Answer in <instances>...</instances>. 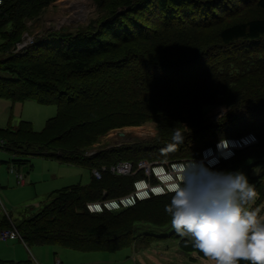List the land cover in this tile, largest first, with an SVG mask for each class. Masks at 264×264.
Returning a JSON list of instances; mask_svg holds the SVG:
<instances>
[{"label": "trees", "instance_id": "1", "mask_svg": "<svg viewBox=\"0 0 264 264\" xmlns=\"http://www.w3.org/2000/svg\"><path fill=\"white\" fill-rule=\"evenodd\" d=\"M12 1L3 0L0 5V20L6 24L0 33V48L4 50L17 43L14 41L19 35L20 23L13 15L8 17ZM34 1L45 6L49 0ZM119 4L126 11L114 13L102 32L49 37L60 41L51 51L50 46L40 45L43 40L36 43V52L52 53L50 62L30 60L31 56L24 55L20 60L1 63L0 71L8 72L11 79H0V99L13 104L31 101L56 106V115L40 131L35 132L27 121H20L15 130L0 128V151L11 157L10 164L24 166L35 157L89 172L100 170L107 166L105 157L112 151L84 156L87 150H81L113 127L145 122L157 123L158 139L165 146L173 141L169 145L174 146L158 153L150 151L149 162L195 160L221 137L253 134L256 144L235 151L232 158L211 169L235 171L249 159L253 163L248 172L257 163H264V0H125ZM148 6L160 19L155 22L159 24L158 32L149 33L146 25L132 15H142V7ZM129 50L133 52L122 55ZM114 78L128 85L120 91L124 93L125 108L114 100L117 90L107 92ZM88 103L93 106H85ZM97 104L102 111L97 110ZM221 106L228 109V116L221 122L208 121L205 108ZM240 112L252 115L241 126L235 125L243 122L237 115ZM100 116L104 122L116 118V124L96 127ZM91 125L95 130L88 134L89 139L88 135L76 139L79 131ZM176 132L186 135L182 143L190 141L195 147L182 146L177 151L180 143L174 140ZM101 175L100 180L91 175L88 184L50 192L41 211L27 221L12 224L2 216L0 230L14 228L28 247L56 245L80 252L113 253L140 238L132 236L136 224L165 227L171 222H151L141 215L146 205L169 200L173 193L150 197L118 211L89 213L87 203L117 198L130 191L118 194L116 190L124 181L115 177L109 182L107 179L114 176L107 172ZM128 177L125 179L130 181L131 189L139 173ZM81 220L83 224L76 223ZM122 234L125 239L112 246L110 243ZM141 235L148 238V244L172 237ZM187 239L182 240L189 242Z\"/></svg>", "mask_w": 264, "mask_h": 264}, {"label": "rangeland", "instance_id": "2", "mask_svg": "<svg viewBox=\"0 0 264 264\" xmlns=\"http://www.w3.org/2000/svg\"><path fill=\"white\" fill-rule=\"evenodd\" d=\"M121 1L125 0H49L44 6L36 5V2L34 0H13L11 2V10L10 12H8V17L13 15L16 21L20 23V26H18L19 28L17 30L19 35L18 40L14 41L17 43H13L12 45H10L7 50L0 48V65L4 62L10 63V61L12 60H20L24 55L31 56L30 60L36 59L47 61V63L50 62L52 53H42L40 51L36 52L34 50L35 47H38L36 46V43H39L41 40H43V43H41L40 45L44 44L42 45L44 47L50 46L51 51L54 46V48L58 46L56 45V43H60V41L57 42L55 38L49 37L68 38L71 35L80 32L91 34L97 33L99 31L102 32L105 24L112 20V18L114 17V13L126 11L122 8L123 6L119 4ZM141 11L143 12L142 15H144V17H141L142 15H138L135 13L132 15L139 18L140 21L146 25L147 29L150 30L149 33H152L154 31L158 32L159 28L157 26H159V24L155 22L157 19H159V17L152 12V7H142ZM147 15L148 18H146ZM154 16H156V18ZM5 29V21L0 20V33H3ZM137 29L140 30V28L135 27V30ZM148 36H151V34H149ZM32 52H34L35 55L30 54ZM132 52L133 50H129V52H126L122 55H126ZM0 79L8 81L11 79V75L8 72L0 71ZM119 79L120 78L115 81L114 78V83L109 85V87L107 88V92L111 93V90H117L115 94V91L112 93L111 98L113 99L114 94L116 98L114 99L115 102L119 103L121 107L125 108V102L123 100L124 93H120V91L123 88H127L128 85L121 84V80ZM23 81L27 83V78H23ZM1 103L5 105V108L2 107ZM12 105H14L13 108ZM85 106L92 107L93 105L92 103H88ZM221 109L226 110L224 115L221 114ZM97 110L102 111L101 107L98 104ZM122 110L130 112L126 109ZM2 111L3 116H1ZM227 112L228 109L224 106L205 108L206 117L208 118V121H211L212 123L221 122L228 116ZM55 115L56 106H41L36 104L35 102L13 104L7 100L0 99V127L2 128L9 127L11 128V130H15L19 126L18 123L20 121H27L31 123L33 130L37 132L42 130L45 122L48 119L53 118ZM237 115L238 117H241L243 119V122L235 124L239 126L246 123L245 121H248L252 116L251 114H246L244 112H240ZM8 117L9 120L7 122ZM97 120L98 122L96 123V127L99 125L103 126L105 124L108 126H114L116 124V118H111L108 121L104 122L100 121L104 120V118L100 116ZM156 125L157 123L155 122H145L139 126L122 125L116 128L113 127L103 134L99 135L90 147H88L87 149H82L81 151L87 150L83 155L91 156L99 152H107L111 150L112 152L110 154H106L105 157L106 159H108L109 165L107 164L106 167L102 166L99 170L101 171L102 168H106V171L104 172H107L108 174L111 173V171L110 173L108 171L110 166L121 162H135L137 160L140 161L139 159H144L145 161L147 160V162H149L148 159L150 157H148L147 159V155L151 153L150 151L158 153L174 148V146H171L173 141L166 142L165 146V144H163L162 141L158 139V131ZM183 127L188 129L185 123H183ZM94 130L95 127H93L92 125L86 127L84 128V132L82 130L78 132V134L76 135V139L85 137ZM89 136L90 135H88L86 139H89ZM162 144L164 146H162ZM182 146L186 148L188 147L190 149L192 148V146L195 147V144L190 141L186 143L181 142L176 146V150H181ZM0 156V173L4 175L6 179L11 180L13 184V188L8 190L9 192L7 193V198L9 199L11 204L6 205L8 203L4 198H2L6 204H0V219L3 215H9L12 224L17 223L20 220L22 222L23 220L27 221L35 217V215H37L41 211L44 204L47 203L46 196L48 193L44 197H41L42 195L40 196V194L34 195L35 190H44L45 192L50 193L51 190L53 191L73 184L84 185L89 182L92 171L97 170L92 169L89 172L88 170L83 168L63 165L58 163L57 161L43 160L35 157L31 158L29 160V163L24 166H10V162L8 161V154L6 152L0 151ZM137 162H135V164ZM160 162L164 161L161 160ZM160 162L155 161L149 163ZM166 162L173 161L168 160ZM252 163V161L247 159L236 170L243 172L246 175L249 183L254 185L256 195L254 200L251 202L250 207L255 208L258 211V214L262 218H264V163H257V165H255L250 171L247 172ZM257 167H259L261 171H258L256 169ZM16 174H18L17 176L20 175L22 177L19 182V178L14 177L16 176ZM27 175L31 177L32 185L23 190L21 186L18 185L23 184V176ZM111 175L114 177H112L111 179H107L109 182H111L110 180H114L115 177H119V179H117L119 181H124L122 187L116 190L118 194H122L124 193V191L130 190L127 194H125L128 195L132 190V185L130 189V181L125 178L129 177L122 176L119 173L118 175H114L111 173ZM94 179L100 180L101 178L96 179L94 177ZM35 181H37L38 183H35ZM151 183L153 184L154 181H151ZM13 201L14 204H12ZM169 201L170 199H167L165 201H163L162 199L149 203V206L146 205V207L143 209L144 212L141 211L143 212L141 216L151 222L157 221V223H159L165 220L166 222L171 221L170 214L166 213L164 210L165 205L168 204ZM98 213L101 212H94L92 214ZM6 219L9 220L8 216ZM76 223L83 224V220L76 221ZM2 230L15 231L18 234L17 230H15L14 228ZM140 234H157L172 237L162 238L159 240H154L152 242L150 241L148 244V238H144V236L142 235L139 236ZM132 236L140 238H137L136 241L133 242V244L113 253L80 252L56 245L29 246V249L31 250L33 247L41 249V257L45 261L49 260L52 264H55L56 260H58V262H64L63 259H61V256L65 257L66 255L67 259L69 261L74 260L75 264H215V261L211 257L206 256L204 253L193 246L190 234L185 233L182 235L172 226V222L167 224V226L165 227H155L148 224L147 222H140L136 224L135 227H133ZM187 236L189 237L188 239ZM21 237L19 242L23 243V239H21ZM184 238L189 240V242L186 240H182ZM124 239V234H122L117 238V240L115 239L110 244L114 246ZM5 241H0V244L5 243ZM19 242L15 241V244L23 247V244ZM53 251H56V254H54ZM27 259H29L28 262ZM35 262L36 261H34L32 257H27L25 253L23 262H17L13 264H36ZM241 264H244V262H241Z\"/></svg>", "mask_w": 264, "mask_h": 264}, {"label": "clouds", "instance_id": "3", "mask_svg": "<svg viewBox=\"0 0 264 264\" xmlns=\"http://www.w3.org/2000/svg\"><path fill=\"white\" fill-rule=\"evenodd\" d=\"M185 136L176 132L174 140L179 144ZM254 140L249 136L243 143ZM228 143L221 137L217 144L224 159L232 155L225 151ZM179 177L164 209L172 226L182 235L190 234L193 246L215 264H264V218L250 207L256 192L246 175L239 170L214 171L204 161L190 159Z\"/></svg>", "mask_w": 264, "mask_h": 264}, {"label": "built area", "instance_id": "4", "mask_svg": "<svg viewBox=\"0 0 264 264\" xmlns=\"http://www.w3.org/2000/svg\"><path fill=\"white\" fill-rule=\"evenodd\" d=\"M3 0H0V5ZM249 136L255 137L253 134H247L238 138H226L228 146L225 151L232 153V155L224 159L220 156L217 150L216 143L213 147H207L200 153V157L194 161H204L205 166L209 168L216 167L222 160H228L234 156L235 151L244 149L246 147L256 144L254 142L244 144L243 141ZM188 160H177L173 162L149 163L145 160H140L136 164L130 162H121L109 167L108 171L114 175L121 174L122 176H131L134 173H139L140 177L132 183V190L128 195L112 199L103 200L96 203H88L86 210L89 213L102 211H118L121 209L134 206L137 202L148 199L150 197L162 196L166 193H173L172 189L175 187L174 180L179 181V172L182 170L184 162ZM102 172L106 168L101 169ZM101 171L93 170L92 176L96 179L101 178ZM110 173V174H111ZM18 182L22 178L20 175ZM151 181H154L152 184ZM5 240H20L19 235L15 231L0 230V241ZM57 264H59L57 262Z\"/></svg>", "mask_w": 264, "mask_h": 264}, {"label": "crops", "instance_id": "5", "mask_svg": "<svg viewBox=\"0 0 264 264\" xmlns=\"http://www.w3.org/2000/svg\"><path fill=\"white\" fill-rule=\"evenodd\" d=\"M26 102H31V101H26ZM26 102H24V103H26ZM24 103H22V104H24ZM1 105H2V107L5 108V105H3V103H1ZM13 107H14V105H12V108ZM6 111H7V109H6ZM4 115H5V109H4ZM1 116H3V111H2V115ZM8 120H9V117L7 119V122H8ZM0 128H2V127H0ZM0 159H1V156H0ZM10 159H11V157L9 156L8 161ZM9 165L11 166L12 164L9 163ZM9 169H10V167H9ZM90 177H91V175H90ZM90 179L91 178H89V182H90ZM31 181L32 180H31V177L29 175L23 176V184L18 185V186H21V188L24 190V189H26V188H28V187H30L32 185ZM35 183H38V182L35 181ZM12 188H13L12 181L6 179L5 176L0 173V204L1 203L6 204L2 198H4L6 200V202L8 203L6 205L11 204L9 199L7 198V193L9 192L8 190H10ZM56 190H58V189H56ZM50 192H52V190ZM47 193L49 194V192H45L44 190H41V191H36L35 190L34 195L35 194H40V196L42 195L41 197H44ZM31 199H33V198H31ZM12 204H14V201L12 202ZM3 216H6V217L8 216V218L10 219L9 215H3ZM15 241H18V240H7V241H5V243H2L3 245L0 244V261H5L6 262L5 264H13V263H17V262L20 263V262L24 261L25 253H26L27 257H32L33 260L36 261L35 262L36 264H52L49 260L45 261L41 257V252H40L41 249H39L37 247H33L30 250L29 249L30 247L26 246L24 243H21V242L18 241L19 243L23 244V247H21L20 245H16ZM53 252H54V254H56V251H53ZM66 256L65 257L61 256V259H63V261L65 263L62 262V261L58 262V260H56L55 264H57V262L59 264H75L74 260L73 261H69ZM28 260L29 259H27V262H28Z\"/></svg>", "mask_w": 264, "mask_h": 264}]
</instances>
